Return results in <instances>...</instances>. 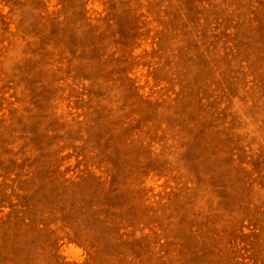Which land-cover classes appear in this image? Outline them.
I'll return each mask as SVG.
<instances>
[{
	"label": "rangeland",
	"instance_id": "1",
	"mask_svg": "<svg viewBox=\"0 0 264 264\" xmlns=\"http://www.w3.org/2000/svg\"><path fill=\"white\" fill-rule=\"evenodd\" d=\"M0 264H264V0H0Z\"/></svg>",
	"mask_w": 264,
	"mask_h": 264
}]
</instances>
